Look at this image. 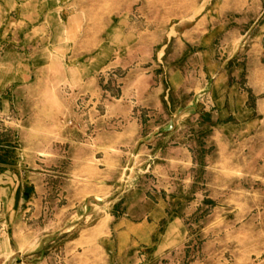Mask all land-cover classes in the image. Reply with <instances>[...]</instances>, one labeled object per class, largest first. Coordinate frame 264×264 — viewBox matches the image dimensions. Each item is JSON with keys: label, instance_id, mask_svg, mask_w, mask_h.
<instances>
[{"label": "rangeland", "instance_id": "obj_1", "mask_svg": "<svg viewBox=\"0 0 264 264\" xmlns=\"http://www.w3.org/2000/svg\"><path fill=\"white\" fill-rule=\"evenodd\" d=\"M216 1H207V9L216 3L218 9L221 0ZM47 2L52 9L56 4L68 6L61 14L63 23L77 11L79 26L83 19L87 27L90 18L89 27L101 40L110 35L111 42L123 44L99 54H106L101 59L120 58L123 67L114 69L112 78L101 72L95 81L78 86L66 82L64 69L45 71L32 83L14 88V101L5 98L0 104V187L18 186L15 206L6 204L13 192L0 190V221L11 216L25 264H264L262 5L224 14L222 26L202 27L195 33L196 43L205 42L203 33L211 27L213 37L208 35L207 45L193 47L184 32L193 27L190 20L206 0ZM25 17L31 15L18 12L12 26H21ZM32 18L37 21L39 15ZM190 53L198 64L193 80L182 94L171 97L176 106L194 101L200 108L199 115L186 117L175 140H188L197 164L191 190H186L190 200L186 197L180 207L191 213L185 241L158 256L142 249L121 255L112 241V254L106 253L93 232L105 211L103 204L120 216L129 208L125 195L141 186L157 190L153 169L159 159L153 143L144 142L113 151L106 160L98 159L102 152L89 158L104 121H119L108 119L105 103L129 70L158 75L166 85L169 72L186 66L184 57ZM196 90L201 95L195 100ZM172 111L141 110L139 115L152 131L167 126ZM22 198L25 203L20 204ZM133 203V212L144 209L138 201Z\"/></svg>", "mask_w": 264, "mask_h": 264}, {"label": "crops", "instance_id": "obj_2", "mask_svg": "<svg viewBox=\"0 0 264 264\" xmlns=\"http://www.w3.org/2000/svg\"><path fill=\"white\" fill-rule=\"evenodd\" d=\"M207 1L209 0H206L200 12L196 13L197 16L190 20V26L193 27L184 32L185 36H189L186 41L190 46L207 45L206 39L208 35L213 37L210 31H214L215 28L211 27L203 33L204 43L195 42V33L201 31L204 26H222L221 20L224 14L231 11L242 13L246 7L250 10L255 4L262 5L260 15L264 14V0H253V3L248 0L246 2L221 0L218 9L217 3L215 7L210 6L207 9ZM47 5V0H0V104L6 100L5 98L14 101V88L32 83L45 71H52L55 68L64 69L66 82L71 86H78L95 81L97 74L101 72L112 78V74L115 75L112 73L113 70H118L119 66L123 67L120 58L114 60L115 56L110 55L101 59L100 57L106 54L99 55L108 47L118 45L120 47L123 44L111 42L110 35L108 39L101 40L96 35L95 28L89 27L93 26L90 18L87 27L84 26L83 19L82 26H79L77 11L71 12L68 22L63 23L61 14L64 10L69 11L68 6L56 4L52 9ZM225 5L228 8L226 10ZM38 8L40 12L37 11ZM18 12L29 14L31 18L25 17L21 26H12ZM37 15L39 20L35 21L36 19L32 17ZM36 22L39 23L35 24ZM106 28L109 32L113 30V26ZM16 31L19 32V39L13 36ZM60 31L63 34L54 43V37ZM80 50L84 52L81 53ZM194 58L192 53L185 56L187 65L172 69L167 75L166 85L163 81L161 83L158 75L129 70L119 79L116 94L111 95V100L105 103L108 119L119 121L114 124L111 121H104L102 131L94 139L96 144L94 155H90L89 158L95 157V153L102 152L98 159L106 160L112 157L113 151L128 150L129 146L144 142L150 145L153 143L152 150L159 159L153 169L159 181L157 190L149 191L141 186L125 195L130 200L129 208L120 216L112 213V210L103 204L105 211L93 227V232L96 233V239L106 253L109 250L112 254L110 248L112 241L121 255L142 249L149 250L155 256L174 250L185 241L186 221L191 213L186 211L188 207L181 208L187 199L190 200V197L186 196V190H191L192 170L197 164L195 154L187 143L188 140L182 142L175 140L186 117L199 115L200 108L194 101L185 106L182 104L176 106L172 104L171 97L180 92L182 94L189 88L193 80L192 70L194 68L196 71L198 66V64L194 65ZM108 70L110 72H106ZM199 95L201 92L196 90L193 95L195 100ZM141 110L158 113L175 110V114L167 126L162 124L159 125L163 127L162 129L147 131L146 123L139 115ZM179 175L180 178L177 177ZM17 189L18 186L14 184L0 187L4 192H13L7 195V205L17 204ZM134 201H138L144 207L140 213L133 212ZM23 203L25 200L22 198L20 204ZM188 204L191 205L190 201ZM12 222L11 216L0 221V264H25L26 255L21 252L20 246L17 247V236L12 231Z\"/></svg>", "mask_w": 264, "mask_h": 264}]
</instances>
